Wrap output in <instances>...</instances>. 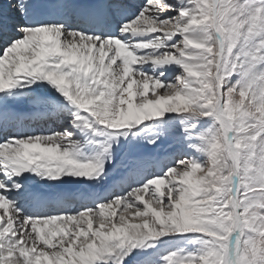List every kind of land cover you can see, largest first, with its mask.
Wrapping results in <instances>:
<instances>
[{"label":"snow or ice","instance_id":"6c2138e0","mask_svg":"<svg viewBox=\"0 0 264 264\" xmlns=\"http://www.w3.org/2000/svg\"><path fill=\"white\" fill-rule=\"evenodd\" d=\"M0 264H264V0H0Z\"/></svg>","mask_w":264,"mask_h":264}]
</instances>
